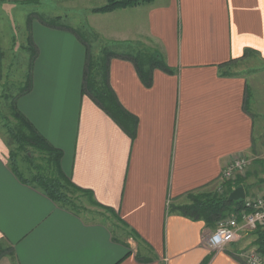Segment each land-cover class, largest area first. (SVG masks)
<instances>
[{
  "label": "crops",
  "instance_id": "1",
  "mask_svg": "<svg viewBox=\"0 0 264 264\" xmlns=\"http://www.w3.org/2000/svg\"><path fill=\"white\" fill-rule=\"evenodd\" d=\"M43 1L84 15L85 31L99 36L89 42L95 55L105 47L159 50L173 72L155 68L146 85L132 61L112 58L111 86L138 120L131 137L82 92V39L47 25L50 16L30 22L37 56L17 107L63 152L71 180L131 235L122 238L22 181L0 127V245L8 249L0 264H244L242 254L256 247L244 230L238 242L214 250L206 239L216 225L179 207L192 203L190 195L225 189L222 171L237 156L251 161L246 194L264 168V0H152L105 13L91 12L95 0ZM252 55L259 67L230 69L251 65Z\"/></svg>",
  "mask_w": 264,
  "mask_h": 264
},
{
  "label": "trees",
  "instance_id": "2",
  "mask_svg": "<svg viewBox=\"0 0 264 264\" xmlns=\"http://www.w3.org/2000/svg\"><path fill=\"white\" fill-rule=\"evenodd\" d=\"M152 0H109L106 4L92 9V12H112L118 9L132 7ZM51 27L71 29L86 45V62L84 77L82 83V92L87 94L95 103L106 111L123 129L133 137L136 133L137 118L129 113L118 100L115 91L110 83V62L114 57L128 59L134 63L138 74L146 85L152 84V73L155 68H160L166 72L172 73L173 70L168 67L162 53L159 50H136L128 52H118L109 47L102 49L100 54L95 55L91 49L89 41L76 31L65 24L59 23V17L53 21H45ZM31 45L28 47L31 51L30 69L25 86L13 97L11 108L14 118L18 121V128H8L9 135L17 142L18 149L23 151L27 146L45 154V167L36 165V173L32 177H27L21 171L17 157L18 152L10 150V163L14 173L24 182L31 183L39 187L52 200L65 208L78 213L77 207L71 198V195L79 192L87 195L92 203L101 206L89 190L77 186L71 178L63 171L61 159L63 152L53 146L29 121V119L19 110L16 104L18 95L27 92L31 88V71L37 48L30 38ZM225 63L222 67L228 66ZM226 74H229L226 72ZM247 101V97H246ZM226 192L223 194H203L202 198H193L189 205L179 207V210L186 216L194 219H203L208 226H215L217 221L231 213H239L243 208V200L229 201V195L234 190L233 187L244 186L242 177H238L234 182L226 183ZM246 191V189H245ZM257 239L255 245L264 254V227H259L255 231ZM7 248L0 245V258L6 254Z\"/></svg>",
  "mask_w": 264,
  "mask_h": 264
},
{
  "label": "rangeland",
  "instance_id": "3",
  "mask_svg": "<svg viewBox=\"0 0 264 264\" xmlns=\"http://www.w3.org/2000/svg\"><path fill=\"white\" fill-rule=\"evenodd\" d=\"M108 1L99 4L101 1L95 0L93 1L95 3H92L94 5L92 9L100 7ZM59 3V6H53L43 0H0V127L4 130V134L8 135L10 149L18 152L17 161L19 167L27 177H32L36 173V165L45 167V154L31 146H27L26 149L23 148V151L19 150L17 142L9 135L8 128H18V121L14 118L11 105L13 97L25 86L30 69L31 51L28 48L31 45L29 40L32 32L30 22L33 19H38L39 14L50 16L49 19L51 21L59 17V23L66 26L73 25L75 28L80 27L79 33L84 35L91 44L100 43L97 34L89 32V30L85 31L86 18H84V15L69 14V9L60 7L62 6L61 1ZM101 43L103 45L105 41L102 40ZM251 57L254 60L251 65L248 59L230 64V69L246 71L251 66L259 67L260 65L255 60V57L253 55ZM248 173L247 171L246 176H242V178L247 177ZM230 182L226 181V183ZM222 186L210 193L223 194L226 192V188L223 189ZM246 186H248L247 190H252L250 191L252 194L263 193L264 168L257 174V180ZM255 189L256 191L254 192L253 190ZM201 193L190 195V202H193V198H202L203 194H207V192ZM71 198L77 207L78 213L85 219L90 221L101 220L109 223L114 232L122 238L127 239L131 235L129 229L117 220L114 212L92 203L87 195L76 192L71 195ZM255 231L244 230L245 236L250 239L251 243L256 242L257 235ZM256 248L259 250L257 246Z\"/></svg>",
  "mask_w": 264,
  "mask_h": 264
},
{
  "label": "built area",
  "instance_id": "4",
  "mask_svg": "<svg viewBox=\"0 0 264 264\" xmlns=\"http://www.w3.org/2000/svg\"><path fill=\"white\" fill-rule=\"evenodd\" d=\"M250 164L251 161L247 157L237 156L223 169V180L235 181L238 177L246 176ZM259 227H264V192L246 194L240 212L219 219L206 241L210 248L222 250L238 242L241 230L254 231ZM242 257L244 264H264V254L256 247L246 251Z\"/></svg>",
  "mask_w": 264,
  "mask_h": 264
},
{
  "label": "water",
  "instance_id": "5",
  "mask_svg": "<svg viewBox=\"0 0 264 264\" xmlns=\"http://www.w3.org/2000/svg\"><path fill=\"white\" fill-rule=\"evenodd\" d=\"M245 197H246V191L244 186H239L230 193L229 201L243 200Z\"/></svg>",
  "mask_w": 264,
  "mask_h": 264
}]
</instances>
